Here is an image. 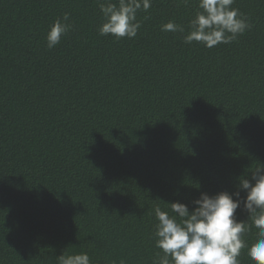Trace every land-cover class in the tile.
<instances>
[{
	"label": "trees",
	"instance_id": "trees-1",
	"mask_svg": "<svg viewBox=\"0 0 264 264\" xmlns=\"http://www.w3.org/2000/svg\"><path fill=\"white\" fill-rule=\"evenodd\" d=\"M233 7L251 29L207 48L161 30H187L196 0H152L119 40L99 34L98 0H0V264H152L154 206L191 211L264 166V0Z\"/></svg>",
	"mask_w": 264,
	"mask_h": 264
},
{
	"label": "clouds",
	"instance_id": "clouds-1",
	"mask_svg": "<svg viewBox=\"0 0 264 264\" xmlns=\"http://www.w3.org/2000/svg\"><path fill=\"white\" fill-rule=\"evenodd\" d=\"M102 23L101 36L111 35L117 40L134 39L141 27L139 11L147 12L152 0H106L99 2ZM187 3V0H185ZM235 0H196V10L184 26L169 20L161 26L165 32L180 33L183 43L198 42L207 48L230 44L250 30L249 18L234 8ZM69 14L63 13L49 25L45 36L46 48L56 47L72 24ZM241 191L246 195L241 197ZM188 206L179 201L165 203L167 210L157 205L152 209L154 247L160 250L152 264H241V250H247L252 264H264V166L256 167L251 179L239 178L238 188L229 193L221 191L209 196L201 193ZM248 213L247 221H238V208ZM254 227L256 239L248 244L246 233ZM56 264H91L87 252H62ZM123 264V261H121Z\"/></svg>",
	"mask_w": 264,
	"mask_h": 264
}]
</instances>
